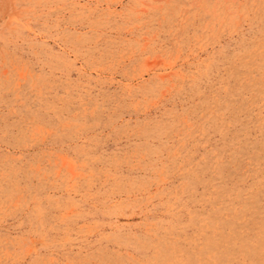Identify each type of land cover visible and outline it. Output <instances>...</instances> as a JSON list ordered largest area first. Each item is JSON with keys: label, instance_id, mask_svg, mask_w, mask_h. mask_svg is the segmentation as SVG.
Wrapping results in <instances>:
<instances>
[{"label": "rangeland", "instance_id": "rangeland-1", "mask_svg": "<svg viewBox=\"0 0 264 264\" xmlns=\"http://www.w3.org/2000/svg\"><path fill=\"white\" fill-rule=\"evenodd\" d=\"M0 264H264V0H0Z\"/></svg>", "mask_w": 264, "mask_h": 264}]
</instances>
